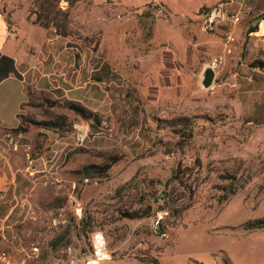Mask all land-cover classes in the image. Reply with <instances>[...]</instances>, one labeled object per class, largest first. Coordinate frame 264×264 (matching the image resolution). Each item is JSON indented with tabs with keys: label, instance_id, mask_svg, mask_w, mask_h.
I'll list each match as a JSON object with an SVG mask.
<instances>
[{
	"label": "rangeland",
	"instance_id": "1",
	"mask_svg": "<svg viewBox=\"0 0 264 264\" xmlns=\"http://www.w3.org/2000/svg\"><path fill=\"white\" fill-rule=\"evenodd\" d=\"M100 1L31 0L115 75L95 114L28 93L19 130L76 147L44 171L17 244L0 237V264H264V227H243L264 217V80L242 66L240 0Z\"/></svg>",
	"mask_w": 264,
	"mask_h": 264
},
{
	"label": "crops",
	"instance_id": "2",
	"mask_svg": "<svg viewBox=\"0 0 264 264\" xmlns=\"http://www.w3.org/2000/svg\"><path fill=\"white\" fill-rule=\"evenodd\" d=\"M238 3L241 16L236 15L235 22H243L239 34L246 29L241 44L246 42L249 59L242 66L250 67V80L252 76L264 80L263 68L252 65L264 63V0ZM30 7L31 0H0V237L14 246L17 227L31 212L33 195L48 179L44 171L60 168L67 151L76 147L47 130V125L19 130L28 93L70 102L95 114L111 102L107 87L115 75L111 60L100 55L101 47L82 45L80 39L35 23ZM100 9L105 16V8ZM83 126L91 133L94 124Z\"/></svg>",
	"mask_w": 264,
	"mask_h": 264
},
{
	"label": "trees",
	"instance_id": "3",
	"mask_svg": "<svg viewBox=\"0 0 264 264\" xmlns=\"http://www.w3.org/2000/svg\"><path fill=\"white\" fill-rule=\"evenodd\" d=\"M67 2H72L73 0H66ZM31 13V12H30ZM35 23H38L39 25L45 27V28H50L48 27V24L47 22H45V24H41L39 23V17L35 18ZM58 28H60L58 26V24L55 25V31L57 34H60L62 36H66L64 33L62 32H59L58 31ZM252 65H256V66H259L261 68H263V71H264V63L263 62H254ZM67 107L68 109L74 111L76 114H80L81 112H83L85 109L79 105H76V104H73V103H70V102H67ZM87 111V110H85ZM170 200V199H168ZM172 200V199H171ZM166 208V207H164ZM167 211H170L167 209ZM171 212V211H170ZM168 214V213H167ZM243 227L247 228V229H257V228H263L264 227V217H261V218H256V219H253V220H250V221H247L246 223L243 224Z\"/></svg>",
	"mask_w": 264,
	"mask_h": 264
},
{
	"label": "water",
	"instance_id": "4",
	"mask_svg": "<svg viewBox=\"0 0 264 264\" xmlns=\"http://www.w3.org/2000/svg\"><path fill=\"white\" fill-rule=\"evenodd\" d=\"M214 78H215L214 65L206 66L201 76V84L203 88H209L212 85Z\"/></svg>",
	"mask_w": 264,
	"mask_h": 264
},
{
	"label": "built area",
	"instance_id": "5",
	"mask_svg": "<svg viewBox=\"0 0 264 264\" xmlns=\"http://www.w3.org/2000/svg\"><path fill=\"white\" fill-rule=\"evenodd\" d=\"M263 17H264V14H263ZM236 21L238 20V18L235 19Z\"/></svg>",
	"mask_w": 264,
	"mask_h": 264
}]
</instances>
